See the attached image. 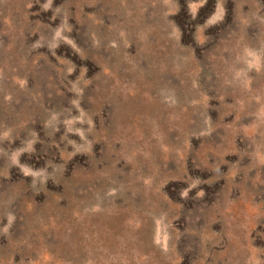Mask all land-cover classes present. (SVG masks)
I'll use <instances>...</instances> for the list:
<instances>
[{
    "label": "rangeland",
    "instance_id": "obj_1",
    "mask_svg": "<svg viewBox=\"0 0 264 264\" xmlns=\"http://www.w3.org/2000/svg\"><path fill=\"white\" fill-rule=\"evenodd\" d=\"M0 264H264V0H0Z\"/></svg>",
    "mask_w": 264,
    "mask_h": 264
}]
</instances>
